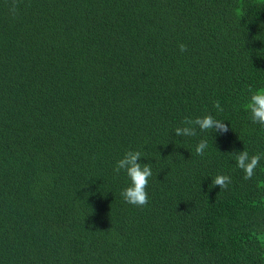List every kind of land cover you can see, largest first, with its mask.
Segmentation results:
<instances>
[{
	"label": "trees",
	"instance_id": "1",
	"mask_svg": "<svg viewBox=\"0 0 264 264\" xmlns=\"http://www.w3.org/2000/svg\"><path fill=\"white\" fill-rule=\"evenodd\" d=\"M12 3L0 0V264H264V158L246 180L234 157H264L246 110L264 89V0ZM208 114L227 133L175 135ZM128 151L152 167L144 207L121 196Z\"/></svg>",
	"mask_w": 264,
	"mask_h": 264
},
{
	"label": "clouds",
	"instance_id": "2",
	"mask_svg": "<svg viewBox=\"0 0 264 264\" xmlns=\"http://www.w3.org/2000/svg\"><path fill=\"white\" fill-rule=\"evenodd\" d=\"M10 11H15V0H13ZM181 52L187 50V45L181 43L179 45ZM214 107L222 112L219 101L215 102ZM246 110L250 111L251 119L253 123L264 125V89L253 92L250 96L249 102L246 105ZM185 126L176 127L174 132L176 136L193 137L196 136V129L199 128L202 132H217L219 134L227 133L228 125L222 120L216 119L212 114L205 115L203 117H197L196 119L186 118L183 122ZM208 148L207 140H201L196 146V154L199 156L204 155ZM141 152L128 151L125 156L120 159L114 171L118 174L121 170H124L127 176L130 178V186L125 188L121 192V196L125 202L137 206L144 207L149 202V196L147 187L149 184V178L152 176V167L149 163H140ZM236 164L235 166L244 172V179H251L257 167L260 165L262 158L261 154L249 155L245 149L242 152L234 154ZM231 183V178L226 175H217L212 180L213 186H219L220 189H226Z\"/></svg>",
	"mask_w": 264,
	"mask_h": 264
}]
</instances>
